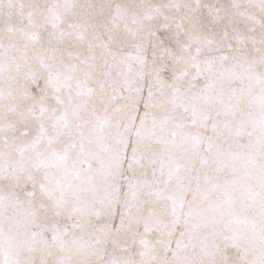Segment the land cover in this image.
I'll return each mask as SVG.
<instances>
[{
  "label": "snow or ice",
  "instance_id": "snow-or-ice-1",
  "mask_svg": "<svg viewBox=\"0 0 264 264\" xmlns=\"http://www.w3.org/2000/svg\"><path fill=\"white\" fill-rule=\"evenodd\" d=\"M0 264H264V0H0Z\"/></svg>",
  "mask_w": 264,
  "mask_h": 264
}]
</instances>
